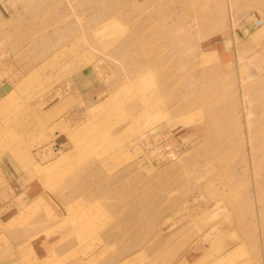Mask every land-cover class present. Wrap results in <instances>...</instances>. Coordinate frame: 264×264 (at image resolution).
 Returning <instances> with one entry per match:
<instances>
[{
  "label": "rangeland",
  "instance_id": "374dc122",
  "mask_svg": "<svg viewBox=\"0 0 264 264\" xmlns=\"http://www.w3.org/2000/svg\"><path fill=\"white\" fill-rule=\"evenodd\" d=\"M17 178L10 264H264V0H0Z\"/></svg>",
  "mask_w": 264,
  "mask_h": 264
},
{
  "label": "crops",
  "instance_id": "0c3cea01",
  "mask_svg": "<svg viewBox=\"0 0 264 264\" xmlns=\"http://www.w3.org/2000/svg\"><path fill=\"white\" fill-rule=\"evenodd\" d=\"M3 86L7 87V85H3ZM57 132H58V130H57ZM25 178H27V177L25 176V177L21 178L20 181H23ZM16 180L19 181V179L17 178L15 180L13 179V181L11 183L5 184L2 182L0 184V190H2L4 188H10L11 187L9 190H14L15 193L18 192L15 189H13V186H16V185H17V187H18V185L21 186L20 185L21 183L17 184L18 182L17 183L14 182ZM0 182H1V180H0ZM37 184L38 183H29L26 185H22V187H21L22 191L17 193V197H16L17 204L14 205L13 207H11L10 209L4 210L3 212L0 211V223L10 222L13 218L16 217L18 212L22 211L21 208H24L25 206H27V204H29L31 202V199L35 196V194L38 191ZM39 188H42L41 184L39 185ZM0 196H3V194ZM4 216H5V218H4ZM43 248H45V249H43V251L41 253H39V258H37L39 261L36 264H54L60 258V256H62L61 254L65 253L64 250L61 252L56 250V252H55V249H52L54 247H53V243L51 241H48V243L45 244L43 246ZM11 254H12V251L1 254L0 255V264H7V262L10 261L9 255H11ZM78 261L79 262H77L75 264H86L85 258L84 259L82 258V260H78ZM59 264H64V262H61Z\"/></svg>",
  "mask_w": 264,
  "mask_h": 264
},
{
  "label": "bare ground",
  "instance_id": "6f19581e",
  "mask_svg": "<svg viewBox=\"0 0 264 264\" xmlns=\"http://www.w3.org/2000/svg\"><path fill=\"white\" fill-rule=\"evenodd\" d=\"M74 46H75V45H74ZM75 47H76V46H75ZM71 54H72V55H74L75 53L72 51V53H71ZM72 55H71V56H72ZM68 57H69V55H68ZM72 67H73V66H72Z\"/></svg>",
  "mask_w": 264,
  "mask_h": 264
}]
</instances>
